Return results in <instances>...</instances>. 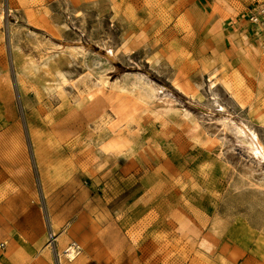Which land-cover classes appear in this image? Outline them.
Returning <instances> with one entry per match:
<instances>
[{
  "label": "rangeland",
  "instance_id": "rangeland-1",
  "mask_svg": "<svg viewBox=\"0 0 264 264\" xmlns=\"http://www.w3.org/2000/svg\"><path fill=\"white\" fill-rule=\"evenodd\" d=\"M259 1L0 0V264H264Z\"/></svg>",
  "mask_w": 264,
  "mask_h": 264
},
{
  "label": "built area",
  "instance_id": "built-area-1",
  "mask_svg": "<svg viewBox=\"0 0 264 264\" xmlns=\"http://www.w3.org/2000/svg\"><path fill=\"white\" fill-rule=\"evenodd\" d=\"M246 21L255 29L264 32V0L257 2L246 14Z\"/></svg>",
  "mask_w": 264,
  "mask_h": 264
},
{
  "label": "crops",
  "instance_id": "crops-1",
  "mask_svg": "<svg viewBox=\"0 0 264 264\" xmlns=\"http://www.w3.org/2000/svg\"><path fill=\"white\" fill-rule=\"evenodd\" d=\"M245 25H248L249 27H248V29L250 30V31H254V28L249 24V23H247V24H245ZM175 82H177V84H180V85H183L182 84V82L181 81H179V80H177L176 79V81ZM187 83V82H186ZM186 83H184V84H186ZM188 84V83H187ZM189 85V84H188ZM176 87V86H175ZM190 89H191V87H189ZM177 89V88H176ZM178 90V89H177ZM179 91V90H178ZM180 93H182V92H180ZM183 94V93H182ZM244 254V253H243Z\"/></svg>",
  "mask_w": 264,
  "mask_h": 264
},
{
  "label": "bare ground",
  "instance_id": "bare-ground-1",
  "mask_svg": "<svg viewBox=\"0 0 264 264\" xmlns=\"http://www.w3.org/2000/svg\"><path fill=\"white\" fill-rule=\"evenodd\" d=\"M184 90H185V88H184ZM256 147H257V149L259 150L258 146H256Z\"/></svg>",
  "mask_w": 264,
  "mask_h": 264
}]
</instances>
